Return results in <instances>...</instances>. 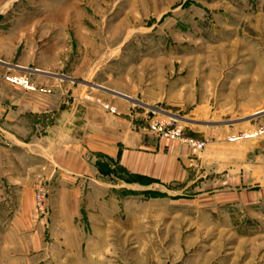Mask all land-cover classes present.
<instances>
[{
	"label": "rangeland",
	"instance_id": "1",
	"mask_svg": "<svg viewBox=\"0 0 264 264\" xmlns=\"http://www.w3.org/2000/svg\"><path fill=\"white\" fill-rule=\"evenodd\" d=\"M0 62L10 96L51 93L36 83L48 81L45 73L80 86L89 72L85 97L106 110L93 94L128 77L138 88L181 78L182 104L168 116L204 142L197 152L214 155L200 178L163 192L105 183L52 195L35 175L28 220L55 226L51 254L0 264H264V189H251L264 188V133L245 137L264 127V0H0ZM207 129L216 136L204 139ZM38 184L44 213L35 207Z\"/></svg>",
	"mask_w": 264,
	"mask_h": 264
},
{
	"label": "crops",
	"instance_id": "2",
	"mask_svg": "<svg viewBox=\"0 0 264 264\" xmlns=\"http://www.w3.org/2000/svg\"><path fill=\"white\" fill-rule=\"evenodd\" d=\"M45 74L48 81L36 83L49 88V94L24 91L10 96L8 84L0 78L1 259L51 254L55 226L28 220L31 185L37 174L47 181L52 195L66 194L70 185L103 187L108 185L105 183L132 190L158 186L163 192L171 185L191 183L189 178H200L202 166L214 163V155L193 151L181 141L148 131L151 107L166 115L178 113L172 108L180 104L176 87H180L179 94L185 90L181 78L172 82L145 80L138 88L128 77L127 82L110 88L117 94L106 90L93 94L115 109L110 113L85 97L90 93L89 72L80 78V86L63 81L62 75ZM193 109L202 112L200 107ZM180 110L183 115L189 113L184 107ZM197 117H203L202 113ZM200 132H204V139L216 136L210 129ZM195 172L198 175L191 176ZM257 187L251 189H264Z\"/></svg>",
	"mask_w": 264,
	"mask_h": 264
},
{
	"label": "built area",
	"instance_id": "3",
	"mask_svg": "<svg viewBox=\"0 0 264 264\" xmlns=\"http://www.w3.org/2000/svg\"><path fill=\"white\" fill-rule=\"evenodd\" d=\"M8 80L12 83L18 84L23 86L24 88L28 90H35V87L29 83V81L23 77H13L8 78ZM105 108H107L110 112L114 113L115 109L113 107H110L109 105H105ZM159 112H156L154 110L150 111L151 118L149 120L148 124V131L151 133L165 138L169 140H176L181 141L185 144H187L193 151H200L203 146L204 142L200 140H196L192 137H188L184 135L183 133V127L179 121V119H176L175 117H171L168 115H161L158 114ZM264 133V127H261L258 131L254 132V134L247 135V137H253L257 135H261ZM242 137H232L230 140H238ZM46 186L43 184H38L34 191V202L36 210L40 213H44L46 210L45 207V201H46Z\"/></svg>",
	"mask_w": 264,
	"mask_h": 264
},
{
	"label": "water",
	"instance_id": "4",
	"mask_svg": "<svg viewBox=\"0 0 264 264\" xmlns=\"http://www.w3.org/2000/svg\"><path fill=\"white\" fill-rule=\"evenodd\" d=\"M98 88H101V89H104L103 87H100V86H97ZM104 90H107V89H104ZM107 91H109V92H111V93H114V94H117V93H115L114 91H110V90H107ZM119 95V94H118ZM180 120H181V118H179Z\"/></svg>",
	"mask_w": 264,
	"mask_h": 264
}]
</instances>
